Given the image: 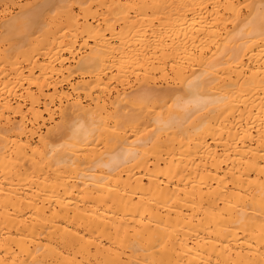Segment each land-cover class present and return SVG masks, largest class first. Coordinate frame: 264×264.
<instances>
[{
  "label": "bare ground",
  "instance_id": "1",
  "mask_svg": "<svg viewBox=\"0 0 264 264\" xmlns=\"http://www.w3.org/2000/svg\"><path fill=\"white\" fill-rule=\"evenodd\" d=\"M0 264H264V0H0Z\"/></svg>",
  "mask_w": 264,
  "mask_h": 264
}]
</instances>
